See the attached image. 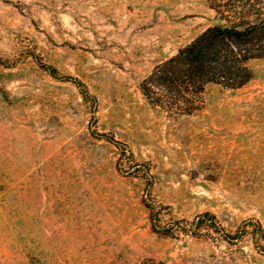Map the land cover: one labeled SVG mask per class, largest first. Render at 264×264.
Wrapping results in <instances>:
<instances>
[{"label":"rangeland","instance_id":"rangeland-1","mask_svg":"<svg viewBox=\"0 0 264 264\" xmlns=\"http://www.w3.org/2000/svg\"><path fill=\"white\" fill-rule=\"evenodd\" d=\"M217 24L206 0H0V264H264V61L190 116L143 91Z\"/></svg>","mask_w":264,"mask_h":264},{"label":"trees","instance_id":"trees-1","mask_svg":"<svg viewBox=\"0 0 264 264\" xmlns=\"http://www.w3.org/2000/svg\"><path fill=\"white\" fill-rule=\"evenodd\" d=\"M206 1L218 24L157 66L143 89L157 107L179 116L199 111L201 97L210 86L245 87L254 78L252 64L264 61V0ZM199 225L214 229L227 243L241 236L223 233L208 214L196 218L194 226ZM257 229L262 232L259 225Z\"/></svg>","mask_w":264,"mask_h":264}]
</instances>
